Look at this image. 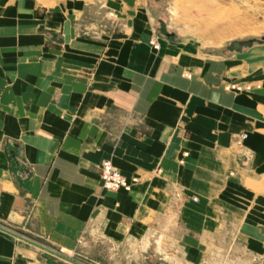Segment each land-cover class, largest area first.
Masks as SVG:
<instances>
[{
    "label": "crops",
    "instance_id": "1",
    "mask_svg": "<svg viewBox=\"0 0 264 264\" xmlns=\"http://www.w3.org/2000/svg\"><path fill=\"white\" fill-rule=\"evenodd\" d=\"M107 5L0 0V227L73 259L181 231L186 264H264V73ZM0 264L73 263L0 228Z\"/></svg>",
    "mask_w": 264,
    "mask_h": 264
},
{
    "label": "rangeland",
    "instance_id": "2",
    "mask_svg": "<svg viewBox=\"0 0 264 264\" xmlns=\"http://www.w3.org/2000/svg\"><path fill=\"white\" fill-rule=\"evenodd\" d=\"M75 1L82 8L88 3L108 4V17L114 23L126 14L131 17L137 7H143L149 19L156 23L154 34L166 35L173 31L170 23L174 21L178 24L174 32L177 31L182 37L193 40L205 49H225L237 55L242 66V77L264 73V0ZM169 7L176 13L173 17ZM182 239L181 231L175 234L157 231L146 237L144 242L130 241L129 244L115 247L113 256L109 247L101 241L86 239L74 259L82 258V261L90 264H186L180 247ZM227 241L230 242L229 239ZM219 253L226 255V261L221 264H234L228 261L233 248L219 249L216 245L209 249L206 257L208 264L221 261Z\"/></svg>",
    "mask_w": 264,
    "mask_h": 264
},
{
    "label": "built area",
    "instance_id": "3",
    "mask_svg": "<svg viewBox=\"0 0 264 264\" xmlns=\"http://www.w3.org/2000/svg\"><path fill=\"white\" fill-rule=\"evenodd\" d=\"M154 48H159L157 39H153ZM246 138V135H244ZM102 186L107 190H117L126 186L124 175L113 165L111 160H105L101 167ZM136 180V179H134ZM196 201V199H194Z\"/></svg>",
    "mask_w": 264,
    "mask_h": 264
},
{
    "label": "water",
    "instance_id": "4",
    "mask_svg": "<svg viewBox=\"0 0 264 264\" xmlns=\"http://www.w3.org/2000/svg\"><path fill=\"white\" fill-rule=\"evenodd\" d=\"M0 228L3 229V230H5V231H7V232H9V233H11V234H13V235H16V236L20 237V238H22V239H25V240H27L28 242H30V243H32V244H34V245H36V246H38V247L44 249V250L47 251L48 253H51V254H53V255H55V256H57V257H60V258H62V259H64V260H66V261H69V262H71V263H73V264H83V263H81V262H79V261H77V260H75V259H73V258H71V257H68V256H66V255H64V254H62V253H60V252H58V251H56V250H54V249H51V248H49V247H46V246L41 245V244H39V243H36L35 241L29 240V239H27V238H25V237H23V236H21V235L15 233V232H13V231H10L9 229H6V228H4V227H0Z\"/></svg>",
    "mask_w": 264,
    "mask_h": 264
},
{
    "label": "bare ground",
    "instance_id": "5",
    "mask_svg": "<svg viewBox=\"0 0 264 264\" xmlns=\"http://www.w3.org/2000/svg\"><path fill=\"white\" fill-rule=\"evenodd\" d=\"M169 11H171V17H173V15H176V13L174 14L172 7H169ZM222 38V37H221Z\"/></svg>",
    "mask_w": 264,
    "mask_h": 264
}]
</instances>
